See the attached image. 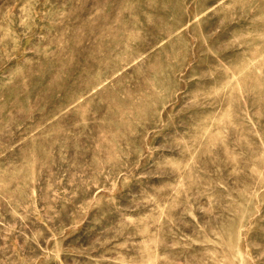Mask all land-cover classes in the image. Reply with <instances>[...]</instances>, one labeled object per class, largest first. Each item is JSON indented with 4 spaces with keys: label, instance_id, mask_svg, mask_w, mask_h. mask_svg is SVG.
<instances>
[{
    "label": "rangeland",
    "instance_id": "374dc122",
    "mask_svg": "<svg viewBox=\"0 0 264 264\" xmlns=\"http://www.w3.org/2000/svg\"><path fill=\"white\" fill-rule=\"evenodd\" d=\"M0 264H264V0H0Z\"/></svg>",
    "mask_w": 264,
    "mask_h": 264
}]
</instances>
